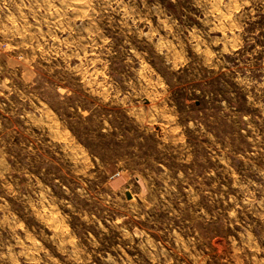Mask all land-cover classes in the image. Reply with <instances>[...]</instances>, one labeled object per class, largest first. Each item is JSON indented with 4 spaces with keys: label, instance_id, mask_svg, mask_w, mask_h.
Here are the masks:
<instances>
[{
    "label": "rangeland",
    "instance_id": "obj_1",
    "mask_svg": "<svg viewBox=\"0 0 264 264\" xmlns=\"http://www.w3.org/2000/svg\"><path fill=\"white\" fill-rule=\"evenodd\" d=\"M0 264H264V0H0Z\"/></svg>",
    "mask_w": 264,
    "mask_h": 264
}]
</instances>
